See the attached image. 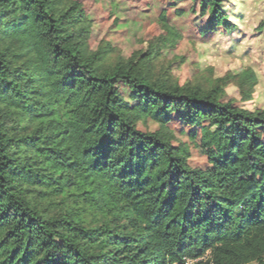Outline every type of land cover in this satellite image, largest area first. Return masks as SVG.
<instances>
[{"label": "trees", "instance_id": "16d2710c", "mask_svg": "<svg viewBox=\"0 0 264 264\" xmlns=\"http://www.w3.org/2000/svg\"><path fill=\"white\" fill-rule=\"evenodd\" d=\"M161 1L147 50L106 66L80 0H0V264H264L257 76L238 102L156 74L175 18L199 40L237 27L225 0Z\"/></svg>", "mask_w": 264, "mask_h": 264}, {"label": "rangeland", "instance_id": "374dc122", "mask_svg": "<svg viewBox=\"0 0 264 264\" xmlns=\"http://www.w3.org/2000/svg\"><path fill=\"white\" fill-rule=\"evenodd\" d=\"M80 1L88 5L87 16L92 24L90 50L114 48L106 66L147 50L148 29L158 21L164 7L161 0ZM224 5L236 30L199 40L197 32L186 22L189 14L175 18L173 24L184 35V41L178 50L164 53L155 62L156 74L167 75L181 87L204 91L224 80L226 94L241 102L238 77L250 69L258 82L253 101L242 106L248 110L264 109V0H225ZM112 15L126 20V24L118 27L114 19H109ZM148 127L155 130L157 124L149 121Z\"/></svg>", "mask_w": 264, "mask_h": 264}, {"label": "built area", "instance_id": "2783aa9c", "mask_svg": "<svg viewBox=\"0 0 264 264\" xmlns=\"http://www.w3.org/2000/svg\"><path fill=\"white\" fill-rule=\"evenodd\" d=\"M180 264H215V262L210 252H206L198 258H184Z\"/></svg>", "mask_w": 264, "mask_h": 264}]
</instances>
